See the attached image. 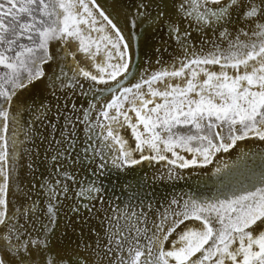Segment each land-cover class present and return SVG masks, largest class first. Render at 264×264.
Here are the masks:
<instances>
[{"label": "snow or ice", "instance_id": "obj_1", "mask_svg": "<svg viewBox=\"0 0 264 264\" xmlns=\"http://www.w3.org/2000/svg\"><path fill=\"white\" fill-rule=\"evenodd\" d=\"M0 264H264V0H0Z\"/></svg>", "mask_w": 264, "mask_h": 264}, {"label": "bare ground", "instance_id": "obj_2", "mask_svg": "<svg viewBox=\"0 0 264 264\" xmlns=\"http://www.w3.org/2000/svg\"><path fill=\"white\" fill-rule=\"evenodd\" d=\"M172 82H173V83H176V82H178V81L173 80ZM136 167H137L138 169H140V174H141V175H143L144 173H147V174H148L149 182L151 183V182H152V180H151V174H152L153 168H149L147 162H143L142 165H140V166H136ZM154 167H155V166H154ZM185 179H187V177H186ZM188 182H189V183H193V181H191V180H189ZM169 183H172V182H169ZM175 183L178 185L177 190H179V187H180V186H184V185H185V181H184V180L176 181ZM156 186H157V188L160 189V190H166V189L164 188V184H163L162 182H157V185H156ZM184 190L186 191L187 188L185 187Z\"/></svg>", "mask_w": 264, "mask_h": 264}]
</instances>
